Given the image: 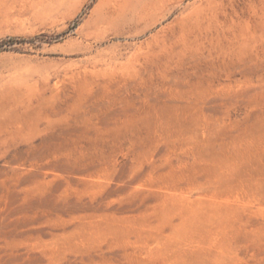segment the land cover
Masks as SVG:
<instances>
[{"label": "rangeland", "instance_id": "1", "mask_svg": "<svg viewBox=\"0 0 264 264\" xmlns=\"http://www.w3.org/2000/svg\"><path fill=\"white\" fill-rule=\"evenodd\" d=\"M114 1L0 0V264H264V0Z\"/></svg>", "mask_w": 264, "mask_h": 264}, {"label": "bare ground", "instance_id": "2", "mask_svg": "<svg viewBox=\"0 0 264 264\" xmlns=\"http://www.w3.org/2000/svg\"><path fill=\"white\" fill-rule=\"evenodd\" d=\"M128 5L138 6L143 10L148 11L155 9L159 5H162V0H116L111 3L110 7L107 8L104 13L100 16L99 22L110 21L114 17H117L121 9Z\"/></svg>", "mask_w": 264, "mask_h": 264}]
</instances>
